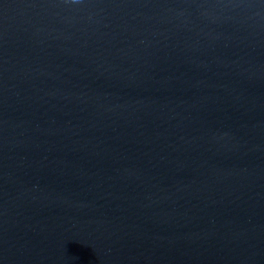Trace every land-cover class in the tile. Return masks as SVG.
<instances>
[{
	"label": "water",
	"instance_id": "1",
	"mask_svg": "<svg viewBox=\"0 0 264 264\" xmlns=\"http://www.w3.org/2000/svg\"><path fill=\"white\" fill-rule=\"evenodd\" d=\"M0 264H264V0H0Z\"/></svg>",
	"mask_w": 264,
	"mask_h": 264
}]
</instances>
